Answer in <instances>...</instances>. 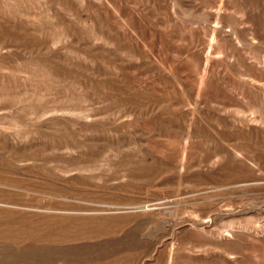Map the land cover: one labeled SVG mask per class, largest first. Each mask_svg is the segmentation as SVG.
I'll use <instances>...</instances> for the list:
<instances>
[{
  "label": "rangeland",
  "instance_id": "obj_1",
  "mask_svg": "<svg viewBox=\"0 0 264 264\" xmlns=\"http://www.w3.org/2000/svg\"><path fill=\"white\" fill-rule=\"evenodd\" d=\"M0 264H264V0H0Z\"/></svg>",
  "mask_w": 264,
  "mask_h": 264
}]
</instances>
